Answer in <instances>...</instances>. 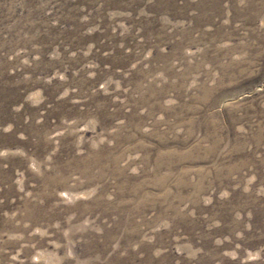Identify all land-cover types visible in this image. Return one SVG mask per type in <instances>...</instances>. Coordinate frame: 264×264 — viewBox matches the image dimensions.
Here are the masks:
<instances>
[{"label": "rangeland", "instance_id": "374dc122", "mask_svg": "<svg viewBox=\"0 0 264 264\" xmlns=\"http://www.w3.org/2000/svg\"><path fill=\"white\" fill-rule=\"evenodd\" d=\"M0 264H264V0H0Z\"/></svg>", "mask_w": 264, "mask_h": 264}]
</instances>
